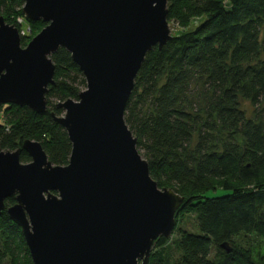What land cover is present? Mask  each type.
Wrapping results in <instances>:
<instances>
[{
	"label": "trees",
	"instance_id": "1",
	"mask_svg": "<svg viewBox=\"0 0 264 264\" xmlns=\"http://www.w3.org/2000/svg\"><path fill=\"white\" fill-rule=\"evenodd\" d=\"M24 5L0 0V14L20 30ZM168 10L169 22L182 28L201 21L147 53L125 120L152 178L185 197L182 208L196 214L200 232L180 229L177 256L167 248L170 238L159 236L149 264H264V0H168ZM27 23L33 31L47 25ZM52 60L55 82L44 113L0 106V148L14 151L36 140L54 165H67L73 145L56 120L64 114L58 104L78 100L87 81L65 48ZM241 99L260 109L256 120L246 117ZM21 161H31L25 149ZM218 189L226 193L209 195ZM15 203V195L7 198L0 213V264H33L22 228L7 211Z\"/></svg>",
	"mask_w": 264,
	"mask_h": 264
},
{
	"label": "water",
	"instance_id": "2",
	"mask_svg": "<svg viewBox=\"0 0 264 264\" xmlns=\"http://www.w3.org/2000/svg\"><path fill=\"white\" fill-rule=\"evenodd\" d=\"M23 13L47 25L23 47L19 28L0 14V106L44 113L60 48L87 88L58 104L64 114L56 120L73 145L69 164L54 165L36 140L0 148V213L15 195L7 211L33 264H149L185 197L152 178L125 111L147 53L173 38L168 0H25Z\"/></svg>",
	"mask_w": 264,
	"mask_h": 264
},
{
	"label": "rangeland",
	"instance_id": "3",
	"mask_svg": "<svg viewBox=\"0 0 264 264\" xmlns=\"http://www.w3.org/2000/svg\"><path fill=\"white\" fill-rule=\"evenodd\" d=\"M20 17L18 16L17 18H20ZM200 21H201V19H195L192 22L191 26H189L188 28H182V26H180L176 22H169V25H170V28H171V34L172 35H176V34H179V33L183 32V31H185V30L192 29ZM29 25L30 24L27 23V22H24L21 25L22 29H24L25 31L27 30V34L25 35L26 41L24 43H22L23 47H26L28 45V43L35 36H37L44 28V27H42V29H37V30L33 31L32 28H30L31 25L30 26ZM29 28H30V30H29ZM263 57H264V54H263ZM54 101L56 102V100H54ZM241 109L245 112L246 117L248 119L256 120L259 117L258 114L260 112V109H257L250 100L241 99ZM146 110H148V107H145L144 111H146ZM2 117H3L2 112H0V121H2ZM165 188H168V187H165ZM169 188H173V187H169ZM225 193H226L225 190L218 189L216 191L209 192V195L210 196H217V195H223ZM177 218H178V220H177V224H176L175 230L173 231L172 235L169 237L170 240H169L168 247H167L168 250L174 256H177L179 254V252H178V250L176 248L175 240L178 238L179 231H180L181 228L182 229H187L189 231L200 232L199 231V227L197 226V222H196V214L194 212L190 211V209H188V207L186 208L184 206L179 211Z\"/></svg>",
	"mask_w": 264,
	"mask_h": 264
},
{
	"label": "built area",
	"instance_id": "4",
	"mask_svg": "<svg viewBox=\"0 0 264 264\" xmlns=\"http://www.w3.org/2000/svg\"><path fill=\"white\" fill-rule=\"evenodd\" d=\"M24 22H27V19L25 17L18 18V24L20 25V27ZM20 33H21V36H25L27 34V30L25 31L24 29L20 28Z\"/></svg>",
	"mask_w": 264,
	"mask_h": 264
}]
</instances>
